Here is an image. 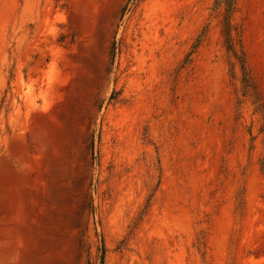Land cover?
Wrapping results in <instances>:
<instances>
[{"label":"rangeland","instance_id":"obj_1","mask_svg":"<svg viewBox=\"0 0 264 264\" xmlns=\"http://www.w3.org/2000/svg\"><path fill=\"white\" fill-rule=\"evenodd\" d=\"M233 3L0 0V264H264V0Z\"/></svg>","mask_w":264,"mask_h":264},{"label":"crops","instance_id":"obj_2","mask_svg":"<svg viewBox=\"0 0 264 264\" xmlns=\"http://www.w3.org/2000/svg\"><path fill=\"white\" fill-rule=\"evenodd\" d=\"M24 200L29 203L30 205H33L35 207L39 204L40 198H24ZM4 204H5V198H0V228H2L5 225V220L7 218L5 212H4ZM50 204V201L48 202Z\"/></svg>","mask_w":264,"mask_h":264},{"label":"trees","instance_id":"obj_3","mask_svg":"<svg viewBox=\"0 0 264 264\" xmlns=\"http://www.w3.org/2000/svg\"><path fill=\"white\" fill-rule=\"evenodd\" d=\"M220 2H221V4H225L229 9H230V7H232L234 5L233 0H220ZM221 4H220V6H221ZM226 26L228 27L229 24L225 23V33H224V35L227 37V41L231 42V40H232L231 32L229 30L226 31ZM233 53L236 54L235 51H233ZM100 264H104V255L101 257Z\"/></svg>","mask_w":264,"mask_h":264}]
</instances>
